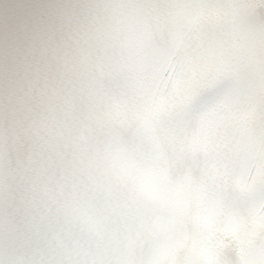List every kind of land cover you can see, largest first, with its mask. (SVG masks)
<instances>
[{
    "label": "snow or ice",
    "instance_id": "snow-or-ice-1",
    "mask_svg": "<svg viewBox=\"0 0 264 264\" xmlns=\"http://www.w3.org/2000/svg\"><path fill=\"white\" fill-rule=\"evenodd\" d=\"M0 264H264V0H0Z\"/></svg>",
    "mask_w": 264,
    "mask_h": 264
}]
</instances>
